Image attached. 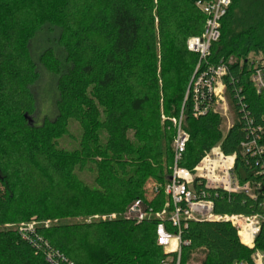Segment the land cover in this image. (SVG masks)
I'll return each instance as SVG.
<instances>
[{"label": "trees", "instance_id": "trees-1", "mask_svg": "<svg viewBox=\"0 0 264 264\" xmlns=\"http://www.w3.org/2000/svg\"><path fill=\"white\" fill-rule=\"evenodd\" d=\"M195 1L0 0V264H48L17 233V225L32 222L73 264H160L165 255L154 215L169 203L163 190L172 175L175 129L168 119L180 112L188 141L179 168L192 171L219 144L235 156L238 183L258 187L249 198L194 181L213 214L264 215V134L262 155L242 157L239 147L253 126L264 128V94L256 93L247 65L249 54L264 61V0L239 23L238 0H231L220 38L202 62L201 69L227 66L225 97L235 117L224 135L212 105L204 115L193 111L198 56L185 43L204 23ZM44 29L52 36L35 61L29 43ZM37 66L54 76L56 92L54 116L40 124L32 122ZM206 100L200 109L212 104ZM72 123L80 135L67 150L58 142L74 138ZM147 180L156 192L143 189ZM135 200L150 211L139 223L123 216ZM112 214L113 220L87 222ZM180 235L188 242L180 264H253L255 253L264 255V220L252 247L224 221H188Z\"/></svg>", "mask_w": 264, "mask_h": 264}, {"label": "built area", "instance_id": "built-area-1", "mask_svg": "<svg viewBox=\"0 0 264 264\" xmlns=\"http://www.w3.org/2000/svg\"><path fill=\"white\" fill-rule=\"evenodd\" d=\"M230 5L231 0L195 1L196 9L204 16V23L201 34L189 37L186 41L187 50L198 56L192 79V81L194 79L196 81L191 87L194 115H204L209 106H213L216 99L224 101L225 85L223 77L227 73V66L220 63L216 67L212 65H206L202 69L201 67L202 62H205L210 54L211 44L216 43L220 38L221 20L226 15ZM247 65L248 71H250V81L256 93L264 94V72L260 67V65H264V61L260 58L258 61L248 59ZM206 99H210L212 104H206L200 109L199 103L204 102ZM261 118L264 121V114ZM251 122L249 119V124ZM175 127L172 175L163 190L169 202L165 208L170 207V209L166 210L164 208L154 215L159 221L155 228L156 243L162 248L165 255L160 264H180L181 247L188 244V242L181 240L180 233L181 229L186 227L188 221L228 222L237 230L238 236L239 231L247 229L251 233V244L249 247H252L254 237L259 231L260 223L258 220H264V215L251 217L214 215L213 204L208 194L202 190L197 192L193 188L194 181L198 180L196 182L197 186L202 184L204 187L214 191H222L227 194H244L249 198H254L255 195L250 193V184L240 185L238 183L234 174L235 156L224 155L218 144L206 153L192 171L181 169L178 164L185 151L188 135L181 128L180 123L178 125L176 123ZM230 127L231 125L228 129ZM260 134H264V128L259 125L253 126L250 136L239 145L242 157L248 156L252 158L263 154V147L259 143ZM151 190L156 192L157 189L151 185ZM149 214L150 211L147 205L141 200H135L126 208L123 216L125 219L139 223L149 217ZM109 216L108 220L115 218L114 214ZM166 223L170 224L172 232L166 230ZM35 227L36 224L34 222L19 224L16 226V230L22 240L28 241L33 248L44 255L48 264H73L63 253L53 249L45 240L38 236L35 232ZM239 238L242 243L240 236ZM263 259V254L255 253L252 257V263L262 264ZM258 260L259 263L257 262Z\"/></svg>", "mask_w": 264, "mask_h": 264}, {"label": "rangeland", "instance_id": "rangeland-1", "mask_svg": "<svg viewBox=\"0 0 264 264\" xmlns=\"http://www.w3.org/2000/svg\"><path fill=\"white\" fill-rule=\"evenodd\" d=\"M258 2H261V1L260 0H238V7L236 9H234L236 21L239 23V22H241V20H244L247 17H249L250 16L249 11H251L252 8H256L254 6L256 3L259 4ZM260 14H264V11H262V8H261ZM53 35H57V31H55V33ZM51 36H52V34L49 33L48 31H45V29H44L41 32L37 33L35 35V38L30 41L29 52H30V55L33 58V60L36 61L38 55L45 48H47V46L50 43L48 38H50ZM259 58H260L259 56H254L253 54H249V56L247 57V59H249L251 61H258ZM37 71H38L39 77L31 89L32 94L34 96V101H35V113L32 117V122H34L36 124H40L42 121H44L46 119H51L54 116V113H55L54 112L55 111L54 110V100H55L56 92H55V78H54V76H52L50 73L43 70L40 66H37ZM192 79H193V76L191 78V81H192ZM195 81H196V79H194L192 81V85H194ZM192 85H191V87H192ZM185 95H186V93H185ZM223 98H224L223 102L220 101L219 99H216V101L214 102V104L211 108L212 113L218 115V117L221 121L220 131H221L222 135H224L226 133V131L228 130V127L230 125H232V122H233L234 117H235L234 111L229 106L228 101L225 97V94H224ZM160 119H161V122H163L164 120H166V117L161 113ZM182 120H183V117L181 116V112H180V115L178 118L168 119L169 123L171 124V128L172 129L174 128L175 131H176V127H175L176 123H177V125L180 123V126L182 128ZM174 121H175V123H174ZM70 131H71L74 138L64 137L61 140H59V142H58L59 146L63 147L64 149H67V150H73L77 147V143H78L77 141H78V138L80 135V129L75 123H72ZM217 145H215V146H217ZM171 146L173 148V142H172ZM86 181L89 183L91 182L90 178L89 179L86 178ZM153 184H154V181L147 180L145 183V187H143V189L146 188V186L150 187ZM257 190H258L257 185L256 186L255 185L250 186V193L251 194H254V192ZM108 217L110 218V216H105V215L104 216L94 215V216L90 217L87 220V222L105 221V220L109 219ZM258 221L260 223L262 220L261 221L258 220ZM188 263L192 264L191 262H188ZM262 264H264V259L262 260Z\"/></svg>", "mask_w": 264, "mask_h": 264}, {"label": "bare ground", "instance_id": "bare-ground-1", "mask_svg": "<svg viewBox=\"0 0 264 264\" xmlns=\"http://www.w3.org/2000/svg\"><path fill=\"white\" fill-rule=\"evenodd\" d=\"M249 229H251L249 227ZM239 236L241 237L242 243L249 246L251 244V233L245 229L244 231H239ZM259 263V260L257 261Z\"/></svg>", "mask_w": 264, "mask_h": 264}]
</instances>
